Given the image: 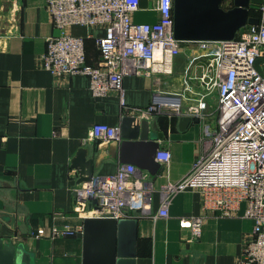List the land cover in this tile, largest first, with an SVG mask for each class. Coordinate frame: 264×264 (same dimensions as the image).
I'll return each mask as SVG.
<instances>
[{"label": "crops", "instance_id": "0c3cea01", "mask_svg": "<svg viewBox=\"0 0 264 264\" xmlns=\"http://www.w3.org/2000/svg\"><path fill=\"white\" fill-rule=\"evenodd\" d=\"M152 2L140 0L133 19L155 21ZM222 6L232 3L223 0ZM67 31L84 38L86 62L97 64L96 39L105 27L71 25ZM56 33L47 0H0V220L2 234L25 250L22 264H82L78 226L84 218L75 209L78 174L71 160L86 147L88 157L99 160L94 175L113 173L122 163L115 150L119 142L94 140L89 132L96 122L120 126L123 116L149 120L158 149L170 152L165 164L155 159L153 173L140 168L152 191L149 209L130 218L136 219L135 264H237L253 227V220L243 216L244 203L234 216L209 214L196 239L179 219L202 212L198 189L176 193L167 204L168 215L154 216L161 207V186L185 177L207 143L202 123L190 115L165 110L146 116L138 110L183 90L186 55L173 57L169 73L123 77L121 106L117 90L94 95L87 75L56 76L43 66L47 38ZM185 116L192 120L182 125ZM54 224L68 225L72 232L52 236ZM39 229L43 232L37 234Z\"/></svg>", "mask_w": 264, "mask_h": 264}, {"label": "built area", "instance_id": "2783aa9c", "mask_svg": "<svg viewBox=\"0 0 264 264\" xmlns=\"http://www.w3.org/2000/svg\"><path fill=\"white\" fill-rule=\"evenodd\" d=\"M173 1L153 0L157 19L138 22L132 14L140 0H47L57 33L47 38L42 64L56 76L87 75L94 95L117 90L124 106L123 77L169 73L173 57L185 54L183 90L138 110L146 116L165 110L190 115L202 123L207 143L185 177L161 186V207L154 216L168 215L167 204L176 193L198 189L202 212L179 219L196 239L209 214L234 216L244 203L243 216L253 220V227L237 264H264V0L250 7L258 12V23L245 24L233 39L188 42L174 37ZM71 25L105 27L104 36L96 39L97 64L86 62L84 38L68 32ZM89 136L103 142L122 140L119 125L103 122L94 123ZM169 158L167 149L155 156L160 164ZM146 176L132 163L94 175L75 190L77 215L126 219L143 214L152 191ZM51 232L56 236L72 230L54 224Z\"/></svg>", "mask_w": 264, "mask_h": 264}, {"label": "water", "instance_id": "95a60500", "mask_svg": "<svg viewBox=\"0 0 264 264\" xmlns=\"http://www.w3.org/2000/svg\"><path fill=\"white\" fill-rule=\"evenodd\" d=\"M229 1L232 6L225 9L223 0H174V37L184 42L229 40L245 24L258 23V17L250 14V6L261 0ZM191 120L185 116L181 123ZM151 124L156 128L155 121ZM120 130L122 140L115 146L120 161L153 173L158 168L155 156L159 149L157 136L150 132L149 120L123 116ZM71 165L77 171L76 187H79L92 179L99 160L88 157V149L80 147ZM82 225V264H135L136 219L86 217ZM2 226L0 220V264H22L27 259L25 250L2 234Z\"/></svg>", "mask_w": 264, "mask_h": 264}, {"label": "trees", "instance_id": "16d2710c", "mask_svg": "<svg viewBox=\"0 0 264 264\" xmlns=\"http://www.w3.org/2000/svg\"><path fill=\"white\" fill-rule=\"evenodd\" d=\"M250 14L257 16L258 12L256 10L250 8Z\"/></svg>", "mask_w": 264, "mask_h": 264}, {"label": "rangeland", "instance_id": "374dc122", "mask_svg": "<svg viewBox=\"0 0 264 264\" xmlns=\"http://www.w3.org/2000/svg\"><path fill=\"white\" fill-rule=\"evenodd\" d=\"M212 102H214L213 100H211ZM214 104V103H213Z\"/></svg>", "mask_w": 264, "mask_h": 264}]
</instances>
